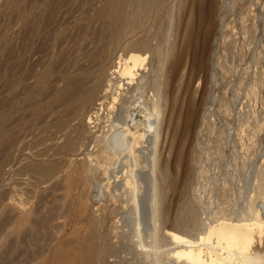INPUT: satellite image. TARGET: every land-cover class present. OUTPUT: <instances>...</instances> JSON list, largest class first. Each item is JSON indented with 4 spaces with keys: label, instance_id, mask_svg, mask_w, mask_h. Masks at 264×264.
I'll use <instances>...</instances> for the list:
<instances>
[{
    "label": "rangeland",
    "instance_id": "374dc122",
    "mask_svg": "<svg viewBox=\"0 0 264 264\" xmlns=\"http://www.w3.org/2000/svg\"><path fill=\"white\" fill-rule=\"evenodd\" d=\"M105 1L63 0L56 3L54 0H42L41 5L27 14L35 27L28 31L24 23L26 0H0V112L6 109L10 98L18 105V100L25 93L21 90L22 85L32 83L31 72L46 62L51 51L56 50L57 53L58 49H64L69 56L68 61L74 60L79 54L78 47L92 37L112 48L113 41L103 29L98 11ZM199 1L194 0L192 6L185 7L193 10L188 13L191 14L188 15L189 26L184 30L192 34L189 47L180 49L175 46L171 49L178 41L173 17L175 8L163 31L166 37L163 39L162 35L150 40L154 45L159 44L162 51L165 50L163 54L168 57H164L163 61L166 64L171 58H184L179 73L181 88L176 89L167 100V106H175L171 125L164 124L166 106L160 118V136L153 156L157 155L154 159L161 156L168 160L170 176L178 179L177 184L186 180L189 203L196 213L193 228L182 226L176 231L166 230L171 237L157 242L156 250L164 253V249L173 244L172 239L182 237L187 242L199 240L200 243L211 242L215 246L232 237L245 241L247 248L241 255L250 256L255 245L264 251V230L259 234L238 219L253 217L255 212L260 217L264 215V0H215L212 17L198 25V13L192 7ZM201 2L204 4L207 0ZM41 29L42 33L39 32ZM205 33H208L206 40L203 39ZM60 35L63 40L59 43L56 39ZM128 40L121 45L127 44ZM193 49L204 51L203 62L193 61ZM149 58L152 57L148 54L144 64ZM147 64L145 67L151 62ZM154 64L150 66V71H153ZM153 89L146 92V97L155 98L156 90ZM57 96L43 98L36 103L32 113L24 110L25 107L17 110L19 105H15L9 131L10 138H15L9 153H24L27 158L22 163L32 159L31 154L39 150L46 151L48 160L58 157L50 156L55 144L63 138L61 133L52 134L54 127L51 126V119L63 108L56 105ZM44 109L48 113L40 122ZM183 127L186 130L180 132ZM68 130L67 127L62 133ZM84 143L71 158L59 156L63 166L44 182L31 188L27 186L29 191L26 193V185L33 178L15 173L14 169L21 162H11L0 168V264H50L54 253L62 258L59 264H83L77 256L78 245L88 242L86 236L89 232L83 216H78L76 210H81L83 206L94 217L105 213L101 206L117 208L106 223L107 242L113 248L105 258L108 264H152L155 255L149 252L144 256L137 248L141 239L148 249V245H152V225L166 222V219H161L154 223L151 209L149 211L153 174L156 173L153 167L156 165L151 171V162L145 158L147 149L139 148L142 150L138 152L142 154L135 163L138 167L134 164V172L138 175L134 173L137 184L133 185L138 187L142 199L140 212H133L128 199L132 184L128 181L127 185L114 190V182L106 181V175L100 173L102 168L110 169V179L117 178L120 182L122 172L115 174L113 171L118 168L113 167L110 161L101 163L103 165L93 171L92 188L87 189L78 178L77 184L69 189L68 175L75 164L88 159L83 153L89 151L91 157L96 154L91 145L85 144V147ZM177 151L182 155L180 162L175 159L179 155ZM1 152L4 150L0 146ZM124 168L127 170L128 165L123 166L121 171ZM98 179L104 180L100 187L103 193L97 191ZM174 188L164 189L165 195L174 193ZM109 192L112 193L111 198ZM128 209H131L130 212ZM25 211H30L33 223L22 226L20 221ZM42 219L45 220L43 223ZM137 222L140 228L138 237L135 233ZM259 259L249 264H264V257ZM237 261L233 260L232 264H238Z\"/></svg>",
    "mask_w": 264,
    "mask_h": 264
},
{
    "label": "bare ground",
    "instance_id": "6f19581e",
    "mask_svg": "<svg viewBox=\"0 0 264 264\" xmlns=\"http://www.w3.org/2000/svg\"><path fill=\"white\" fill-rule=\"evenodd\" d=\"M54 1L56 3H61L63 0ZM201 1L203 0H200L199 4L192 7L198 13V25L212 17L215 4V0H207L204 4H201ZM41 2L42 0H26L24 6V14L26 16V19H24L25 30L29 31L35 29L30 18L27 17V14L41 5ZM193 2L194 0H106L98 11L100 12L103 29L113 41L112 48L109 49L107 45L97 42V39L92 37L84 41L81 47H78L79 54L75 56L74 60L68 61L69 56L64 49H58L57 53L56 50L54 52L51 51L46 62H42L37 69L31 72L30 76L33 79L32 83L28 85L24 84L21 87V90L23 89L25 93H23L24 96L18 100L19 107L16 109L23 110L25 107L24 110L28 111V113H32L33 109L36 107V103H39L46 96L52 97V95L58 94L56 105L63 106V108L51 119V126L54 127L52 134L61 133L63 138L60 143L55 144L50 155L58 157L55 160H48L46 159V157L48 158L46 151L39 150L31 154V156H34H32V159L30 158V160L22 163L21 161L27 158L24 153V155L21 154V151L16 154H14L15 152L9 153V147H11L15 138H10L9 136L10 120L14 116L13 112L15 110V105L18 106L15 102L12 103V98H10L6 102V109L0 112V146L4 150V152L0 153V168L6 166L8 163L11 164V162L14 164L21 162L22 164L19 163V166L14 169L15 173L18 175L25 174L29 179L33 178L32 182L30 180L26 185V189L24 190L26 193V191H29L27 186L31 188L51 178L60 167L63 166V160L60 157L68 156V158H71V156L77 153L84 141V145H91V148H94L96 154H93L94 156L91 157L90 155L92 153L89 151L83 153L88 159H84L75 164L74 170L68 175L69 189L77 184L78 178L81 179L82 184L85 185L87 189L89 187L92 188L93 171L99 169L100 165H103L101 163L110 161L113 163V167L118 168V170L113 171L115 174L117 172H122L120 175L122 177L120 182L117 178L110 179V169L102 168L100 173L106 175L105 178L103 177L106 181L114 182V190L122 188L121 185H127L129 181V183L132 184L128 195L131 204L129 207H132L133 212H140L142 196L139 190H137L138 187L133 184H137L136 175L138 174L135 173V167L138 166H136L135 163L142 154L138 152L142 150L139 148L143 147L148 151L147 154H145V158H147L152 165L149 169L156 165L155 168L153 167V170L156 169V173L154 171L156 175L153 174L154 178L152 182V193L150 194L149 200V211L151 209L154 223L157 220L161 221V219H163V221L166 219V222L164 221L163 225H152V245H148L149 248L147 249L146 244L142 243L140 239V241H138V246L140 248H137L138 252L144 253V256L152 252V254L155 255H152L154 256L151 261L152 264H232L235 259L238 260V264L254 263L253 260L258 259L260 261L259 258L264 257L263 249H259L255 245L252 255H241L244 249L247 248V245L243 239L237 240L232 237H227L224 244L221 243L222 245H220V243H214L220 246L211 245V242L209 244L200 243L198 242L199 240H190L191 242H187L184 241L182 237V239H172L171 241L173 244H170L171 246L167 249L165 248L166 250L164 249V253H159L160 251L157 252L156 250L157 242L159 243L160 241L161 243V240H165L169 236L171 237L170 232L166 230L172 229V231H176L178 227L182 226L183 228H193L195 226L196 213L195 211L193 212L189 203L186 180L184 179L183 183L180 180L181 184H177L178 179L170 176L168 160L162 158L160 155H158L160 157L155 159L154 157H157V155L153 156L158 143L159 127L162 123L160 118L164 115L167 100L176 89L181 88L179 73L184 58H171L166 64L165 61H163L165 59L164 57H168V55L164 56L163 54L165 50L162 51L159 44L156 45V43L155 46L150 40L163 35L166 23L172 18V9L175 8L176 11L172 14L175 18V38H177L178 41L175 42L171 49L175 48V46L180 49L189 47L192 34L189 30V34L184 30H187L189 26L188 17L191 16V14L189 15L188 13L191 11V8L185 7L189 5L192 6V4H194ZM196 3L198 2L196 1ZM192 12L193 10L190 13ZM38 27L39 26L36 28ZM41 31L42 29L39 32ZM133 36L135 38L131 40ZM164 36L165 34L161 38L164 39ZM207 37L208 33H205L203 39L206 40ZM127 39H129L127 44L121 45L122 42ZM62 40L63 37L61 35L60 38L58 37V39H56L59 43ZM117 50L120 52L116 53ZM193 50V61L195 60L196 63L203 62L204 51L202 49ZM147 52L152 58H149L151 60L148 61L149 63H145L150 64L151 62V64H147L148 66L145 67L144 61L148 57ZM153 63H156L154 64L155 67L152 68L153 71H150V66L153 65ZM61 64H63L62 67ZM148 67L150 69H148ZM151 88L156 90V94L155 91L152 94H155V98L152 96V98L146 97V92ZM43 111L44 114H42L40 122L44 121L48 113L47 109ZM174 111V105L167 106L164 123L166 126L171 125ZM191 115L194 116L195 112L192 111ZM73 120V125H70V122ZM67 127L69 129L68 132L62 133ZM185 130V127H183L180 132H184ZM181 139L182 137L180 138V142L182 141ZM178 154L177 158H175L176 160L182 158L181 153L178 152ZM176 155L177 154H175V156ZM156 159L157 162L155 164L154 162ZM98 160L101 162L99 163ZM180 161L181 159L179 162ZM126 165H128V169L126 170L124 168L125 170L121 171L123 166ZM146 165L147 161L145 167H149ZM153 170L151 169V171ZM134 173L136 174L135 178ZM150 176L148 175V178ZM150 179H152V177H150ZM103 181V179H98V183L96 182L98 193L101 192L100 187ZM168 188H174V193L171 190L172 194L170 193L169 196L164 193V189ZM111 196L112 193H110L109 197L111 198ZM119 208L121 207L119 206ZM100 209H103L105 213L98 217H94L90 214L86 206H83L81 210L76 209L78 216H83V222L86 223L89 232L86 236L88 242H86L85 245L84 243L78 245L77 256L82 259L83 264H108L105 258L112 253L113 248L107 242L108 233L106 223L109 218H112L111 214H114V210L117 208L113 209L112 207L101 206ZM253 215V217L247 216V218L243 216V219L240 218L238 220H240V223L252 226L257 233L261 234L264 230V219H262L264 215L260 217L257 212ZM42 221L45 220L42 219L41 222ZM20 222L22 226L33 223L30 218V211H25ZM36 225H38V223ZM130 231L132 230L130 229ZM182 232H184V230ZM135 233L136 237L140 234L138 222ZM178 236L177 234V238ZM181 236L182 235H180V237ZM135 241H133V243ZM171 241L167 243H172ZM116 252L118 254V251ZM138 252L135 250V253ZM161 252H163V250H161ZM240 257L243 258L239 260ZM61 259L60 254L54 253L51 257L50 264H59Z\"/></svg>",
    "mask_w": 264,
    "mask_h": 264
}]
</instances>
